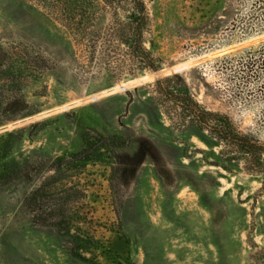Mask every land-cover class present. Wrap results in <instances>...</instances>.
<instances>
[{
	"label": "rangeland",
	"instance_id": "rangeland-1",
	"mask_svg": "<svg viewBox=\"0 0 264 264\" xmlns=\"http://www.w3.org/2000/svg\"><path fill=\"white\" fill-rule=\"evenodd\" d=\"M145 1L146 48L162 68L116 82L110 72L78 77L68 32L42 7L0 0L3 70L12 47L40 50L57 65L23 89L37 113L0 126V136L25 129L12 157L25 176L0 187V264H90L24 206L57 157L83 149L80 122L116 149L82 176L100 264H255L264 248V174L247 173L239 155L231 164L220 158L207 133L176 126L154 86L183 77L200 105L264 144V0Z\"/></svg>",
	"mask_w": 264,
	"mask_h": 264
},
{
	"label": "trees",
	"instance_id": "trees-1",
	"mask_svg": "<svg viewBox=\"0 0 264 264\" xmlns=\"http://www.w3.org/2000/svg\"><path fill=\"white\" fill-rule=\"evenodd\" d=\"M30 1L46 10L68 32L76 48L74 68L79 78L90 80L110 72L114 81L120 82L128 76L161 70L162 60L146 48L152 24L145 0ZM56 67L40 50L12 47L11 66L3 70L0 65V126L37 113L27 103L23 89L28 81H38L46 71ZM155 85L156 92L168 106L167 116L176 121V126L207 133L221 147L220 158L227 156L226 162L231 164L239 155L246 162L247 173L264 174V144L243 135L228 116L200 105L183 77H162ZM79 129L83 149L57 157L49 170L53 174L25 198L24 206L32 213L36 225L53 229L68 242L73 257L100 264L94 255L100 243L90 234L89 215L84 211L88 195L82 176L90 164L110 159L116 149L114 151L110 139L87 128L83 122ZM24 133L25 129H21L0 136V187L25 176L20 165L12 161L16 144L23 141ZM115 173L113 166L112 187ZM260 250L255 264H264V248ZM125 264L135 263L129 258Z\"/></svg>",
	"mask_w": 264,
	"mask_h": 264
}]
</instances>
